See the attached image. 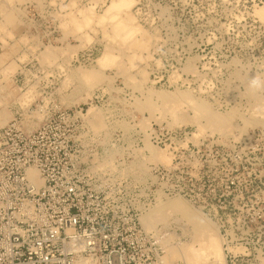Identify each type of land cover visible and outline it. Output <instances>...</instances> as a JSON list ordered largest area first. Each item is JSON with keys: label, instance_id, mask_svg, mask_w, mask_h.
I'll list each match as a JSON object with an SVG mask.
<instances>
[{"label": "rangeland", "instance_id": "obj_1", "mask_svg": "<svg viewBox=\"0 0 264 264\" xmlns=\"http://www.w3.org/2000/svg\"><path fill=\"white\" fill-rule=\"evenodd\" d=\"M120 1L126 7L114 8ZM260 12L264 0H0V128L15 120L31 132L46 116L77 114L80 142L97 147L95 169L136 185L150 182V162L166 167L174 156L183 173L192 163L195 177L173 182L185 196H155L140 219L180 201L211 226L216 245V257L191 264H264V86H251L264 81ZM197 104L226 126L205 125ZM154 130L161 146L144 139V151L157 161L140 150L142 132ZM155 224L147 232L166 264L200 249L180 215Z\"/></svg>", "mask_w": 264, "mask_h": 264}, {"label": "built area", "instance_id": "obj_2", "mask_svg": "<svg viewBox=\"0 0 264 264\" xmlns=\"http://www.w3.org/2000/svg\"><path fill=\"white\" fill-rule=\"evenodd\" d=\"M78 122L77 114H52L31 132L15 120L0 128V264H166L140 216L159 194L185 196L173 182L195 177L192 163L183 173L174 156L166 167L150 162V182L136 185L95 169L97 147L82 145ZM147 133L160 148L156 131Z\"/></svg>", "mask_w": 264, "mask_h": 264}, {"label": "bare ground", "instance_id": "obj_3", "mask_svg": "<svg viewBox=\"0 0 264 264\" xmlns=\"http://www.w3.org/2000/svg\"><path fill=\"white\" fill-rule=\"evenodd\" d=\"M113 7L114 8H121V7H126V3H124L123 1H120L119 4L117 3H114L113 4ZM112 8V7H111ZM261 17H264V13L260 12L259 14ZM135 33V32H134ZM133 35V32L131 31H127L126 33V37H123V38H119V39H122V40H119L120 43L121 41H123L122 45H119L121 47H123V45L125 44V40L128 39L129 37H132ZM112 39L115 40V38L113 37ZM112 41V40H111ZM116 43V42H115ZM114 43V44H115ZM119 43V44H120ZM116 45H114L113 47H115ZM45 48V47H44ZM36 49V48H35ZM34 49V50H35ZM47 49V48H46ZM45 50V49H44ZM43 50V51H44ZM48 50V49H47ZM50 50V49H49ZM41 51V52H43ZM40 53V52H39ZM44 53V52H43ZM59 53V52H58ZM46 54V53H45ZM60 54V53H59ZM48 55V54H47ZM48 57V56H47ZM132 63L133 64H137V59L133 58L132 60ZM122 71V70H121ZM157 98L162 101L165 105H169L170 102H172L174 99L171 98V97H168L164 94H160V93H156ZM164 105V106H165ZM159 107V106H158ZM196 108V110H199L201 112L200 114V120H203L205 122V125H207L208 127L210 128H219V125L222 127V124L225 125V119H220L218 118L217 116H215L214 114H212L204 105H201V104H197L194 106ZM259 108V107H258ZM144 109H147V110H152L154 112L155 110V107L151 104L149 105H146L144 107ZM166 109V108H165ZM162 110V109H161ZM167 110V109H166ZM262 110V108H261ZM151 111V112H152ZM170 111V110H169ZM193 118L195 117H191L190 120H193ZM188 120V122L190 121ZM186 122V121H184ZM154 123V122H153ZM198 125V124H197ZM226 126V125H225ZM2 128V127H1ZM202 129V127H200ZM204 128V127H203ZM208 129V128H207ZM230 129V127H229ZM210 130V129H209ZM219 130V129H218ZM201 131V130H200ZM202 135V134H201ZM149 140L147 137H145V140ZM145 147V146H144ZM145 150V149H144ZM142 150V151H144ZM153 153L155 154V150L154 149H151L150 150V154H151V158H152V161H157V159L161 156V155H156L155 156L157 157H154L152 156ZM161 158V157H160ZM159 161V160H158ZM142 163H140L141 165ZM144 164V163H143ZM107 166V165H106ZM104 166V167H106ZM31 176L32 178H34L36 176L35 172H31ZM145 212V211H144ZM142 212V214L144 213ZM195 212V211H194ZM193 211H190V209L187 208V206L180 202V201H168L166 203H164L161 207L159 208H154V209H151L149 211V213L147 215H142L143 217L140 219L141 220V224L143 226V229L147 232V231H151L154 226L156 225L155 223L162 219L164 215L166 214H177L178 216L180 215L183 220L185 219V221H187L188 224H190L192 226V230L195 231L196 233V237L194 239L196 240H199V242H197L196 240L193 239L194 243L195 241L197 243L200 244V249L197 250V251H194V250H187V249H183L182 251V254L183 256L185 257L184 260H185V263L184 264H191V262L193 261V259L191 257H198V259H200L199 257H205V256H214L216 257V245H215V242L213 241V231L211 229V226L203 221L201 219V217L199 215H197L196 213H194ZM164 220V219H163ZM195 235V234H194ZM198 247V245H197ZM176 250V249H174ZM179 250V249H177ZM191 252V254H189ZM170 254V252H169ZM177 254V253H176ZM179 254H181V252H179ZM197 259V258H196ZM170 260V259H169ZM218 260V259H217ZM194 261H195V258H194ZM220 264V263H219Z\"/></svg>", "mask_w": 264, "mask_h": 264}, {"label": "clouds", "instance_id": "obj_4", "mask_svg": "<svg viewBox=\"0 0 264 264\" xmlns=\"http://www.w3.org/2000/svg\"><path fill=\"white\" fill-rule=\"evenodd\" d=\"M251 86L254 88H260V87L264 86V81H261L260 78H258V77H254L251 80Z\"/></svg>", "mask_w": 264, "mask_h": 264}]
</instances>
